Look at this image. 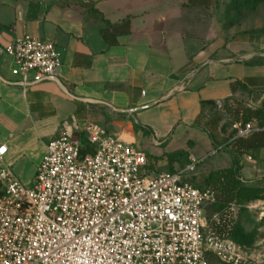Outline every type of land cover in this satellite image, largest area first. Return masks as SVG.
<instances>
[{
	"label": "crops",
	"instance_id": "0c3cea01",
	"mask_svg": "<svg viewBox=\"0 0 264 264\" xmlns=\"http://www.w3.org/2000/svg\"><path fill=\"white\" fill-rule=\"evenodd\" d=\"M142 3L151 4L0 0V144L8 148L5 165L24 186L33 187L48 145L73 118L82 125L95 122L133 145L139 142L165 168L169 157L181 151L192 162L203 141L214 144L210 137L203 140L207 134L196 128L202 103L264 93V64H247L264 59V49L258 54H219L210 51L219 41L210 35L200 49H193L202 34L181 27L186 23L184 2H160L159 14L149 9L141 13ZM95 10L112 24L130 19V33L110 45ZM25 35L56 44L63 61L58 82L27 92L13 84L19 76L5 49Z\"/></svg>",
	"mask_w": 264,
	"mask_h": 264
},
{
	"label": "built area",
	"instance_id": "2783aa9c",
	"mask_svg": "<svg viewBox=\"0 0 264 264\" xmlns=\"http://www.w3.org/2000/svg\"><path fill=\"white\" fill-rule=\"evenodd\" d=\"M5 52L24 92L59 81L55 43L25 35ZM233 129L235 139L264 131L253 122ZM82 134L95 150L84 158ZM7 152L0 144V264H209V256L256 264L233 241L206 233L213 194L184 177L197 160L151 178L144 151L77 118L48 145L31 188L5 165ZM249 208L264 220V204Z\"/></svg>",
	"mask_w": 264,
	"mask_h": 264
},
{
	"label": "trees",
	"instance_id": "16d2710c",
	"mask_svg": "<svg viewBox=\"0 0 264 264\" xmlns=\"http://www.w3.org/2000/svg\"><path fill=\"white\" fill-rule=\"evenodd\" d=\"M210 1V0H206ZM264 0H230L226 6L225 15L227 19L239 18L254 13ZM102 21L105 23V28L102 30L104 39L110 45H116L117 39L130 33L131 20L126 19L120 24H112L95 10ZM249 65L264 64V59L254 58L247 62ZM234 85V90L237 88ZM253 96L254 101L261 103L257 108H243L239 99L232 97L224 101H210L202 103V115L197 121L198 127L208 131L217 148H223L231 154L233 158V166L230 168L211 172L205 182L208 190L213 194L214 203L210 206L217 205L219 212L214 215L213 220L208 221L206 233L215 235L236 243L242 251L251 257V250L256 246L260 236V228L264 227V220H259L256 228L249 229L251 223H256V219L252 215V210L249 206L264 202V188L249 186L240 180L244 169L246 159H251L254 162L261 163V153L264 150V131L256 132L245 138L235 139L236 132L233 129L236 123H255L259 128L264 129V93H249ZM207 112H215L218 116L214 120L207 116ZM218 118V121H217ZM223 122L220 128L221 133H225L231 128L228 139L218 142L212 134L210 127L217 128L219 123ZM81 139V157L84 158L88 154L94 153V148L91 146L85 137ZM148 165L144 170V175L151 176L153 172L157 175L162 173H177L176 164L181 166V169H186L191 162L189 155L185 151L179 152L175 156L168 159V165L165 168H159L157 158L150 157L148 154ZM156 175V176H157ZM264 179V178H263ZM256 216H259V212ZM209 264H224L214 256H209Z\"/></svg>",
	"mask_w": 264,
	"mask_h": 264
},
{
	"label": "rangeland",
	"instance_id": "374dc122",
	"mask_svg": "<svg viewBox=\"0 0 264 264\" xmlns=\"http://www.w3.org/2000/svg\"><path fill=\"white\" fill-rule=\"evenodd\" d=\"M150 5L140 7L139 11L150 10L155 14H159L158 5L160 2L167 4L173 3L175 0H149ZM159 3H158V2ZM230 0H180L184 2V20L180 25L187 32H194L200 35L202 38L193 44V49H200L205 44V39L208 35L212 39H219L215 42V45L210 51H218L219 54L234 53L236 55L254 53L258 54L264 49V3L258 7V9L247 16L239 18V20L230 18L227 19L225 15L226 6ZM155 2L156 4L155 6ZM236 33L235 35H233ZM229 41L228 47L224 48L225 43ZM209 51V52H210ZM243 108H257L261 103L254 101L253 96L246 94L243 98L239 99ZM207 116L214 120L218 116L215 112H207ZM214 118V119H213ZM218 121V118H217ZM223 126V122L219 123L217 128L211 126L210 130L215 136L216 141L222 142L229 138L231 128L225 133L220 132V128ZM202 130L205 134L203 140L210 137L209 132L200 127H196ZM138 150H144L140 143L134 145ZM198 159L195 171L185 173V181L191 183L194 187L204 190L207 187L205 182L206 178L211 172L230 168L233 166V158L230 153L225 149L217 148L215 144L208 146V143L204 142L199 146L197 152L195 151ZM171 155V154H170ZM176 170L181 172V166L176 165ZM245 169V170H244ZM244 169L241 174L245 178L246 184L254 187L264 188V163H251L249 159L245 160ZM252 173V174H251ZM156 172H153L151 178L156 177ZM30 188V187H28ZM259 204H264L261 202ZM219 212L217 205L209 206L207 208V220H213L214 215ZM257 209L252 210V215L256 218L258 214ZM256 223L249 224L248 228L251 230L256 228L260 222V218L256 219ZM251 258L256 264H264V227L260 228V236L258 238L256 246L251 250Z\"/></svg>",
	"mask_w": 264,
	"mask_h": 264
}]
</instances>
